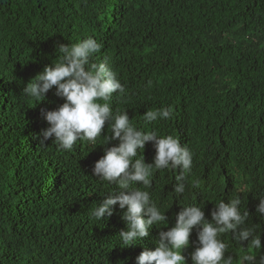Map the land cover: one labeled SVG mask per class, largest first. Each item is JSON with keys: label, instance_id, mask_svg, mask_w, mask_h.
<instances>
[{"label": "trees", "instance_id": "16d2710c", "mask_svg": "<svg viewBox=\"0 0 264 264\" xmlns=\"http://www.w3.org/2000/svg\"><path fill=\"white\" fill-rule=\"evenodd\" d=\"M87 36L102 44L92 62L108 57L126 88L109 101L113 111L126 109L144 131L188 139L207 170L200 169L220 176L199 179L196 188L188 183L177 197L153 174L151 200L175 210L195 204L211 219L212 202L238 196L241 212H250L246 224L264 232V217L254 212L264 195V0H0V264H137L166 230L154 226L123 246L124 209L117 204L106 221L90 215L115 188L92 173L107 124L96 143L77 141L72 150L32 139L48 127L42 110L63 98L53 87L32 107L23 88L59 59L58 44ZM162 106L171 108L170 119L143 120ZM154 153L149 142L136 158L151 163ZM220 239L233 264L259 255L231 233ZM195 240L192 232L185 255Z\"/></svg>", "mask_w": 264, "mask_h": 264}, {"label": "clouds", "instance_id": "9594fccd", "mask_svg": "<svg viewBox=\"0 0 264 264\" xmlns=\"http://www.w3.org/2000/svg\"><path fill=\"white\" fill-rule=\"evenodd\" d=\"M101 48L102 44L93 36L71 44L60 43L55 49L59 59L45 65L26 84L22 91L33 100L32 107L44 100L53 87L55 95L63 98V103L55 109L42 110L48 127L33 134L32 139L41 145L51 139L59 149L72 150L77 141L96 143L107 124L109 135L101 145L103 155L94 162L92 173L115 188L96 204L90 215L106 221L113 215L114 206L118 204L124 209L121 218L125 228L118 232L123 246L140 242L154 226L166 228L158 232L154 249L143 248L136 257L137 264H189V261L190 264H233L234 257L225 255L229 245L220 239L225 233H231L237 245L250 241L251 247L244 248L259 252L258 256L241 255L238 264H264V249L261 250L264 232L257 234L258 226L246 224L250 212L248 209L241 212L238 196L227 202L223 199L212 202L211 219H206L203 207L195 204L175 210L167 203L151 200L146 188L151 187L153 174L169 186V196L177 197L185 193L188 183L196 188L201 185L199 179L218 182L220 176L202 170L205 167L198 164L195 153L193 156L188 146L193 143H186L188 139L183 142L174 135H160L155 129L144 131L130 122L126 109L113 111L109 101L113 94H126V88L108 57L92 62ZM148 83L150 86L151 82ZM171 116V108L162 106L146 110L143 120L151 123ZM110 141L117 143L109 144ZM149 142L155 153L152 162L146 163L143 155L136 157L138 150H144ZM256 200L254 212L264 217V195ZM192 232H196V240L191 242L194 247L185 255Z\"/></svg>", "mask_w": 264, "mask_h": 264}]
</instances>
